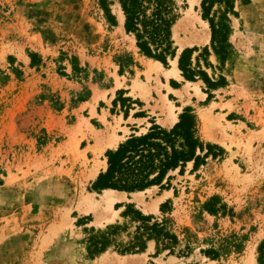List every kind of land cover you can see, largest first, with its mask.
<instances>
[{
	"label": "rangeland",
	"instance_id": "obj_1",
	"mask_svg": "<svg viewBox=\"0 0 264 264\" xmlns=\"http://www.w3.org/2000/svg\"><path fill=\"white\" fill-rule=\"evenodd\" d=\"M193 1L174 0L175 55L145 72L115 0H105L113 22L99 0H0V264L255 263L264 238V0H209L207 16L224 25L220 55L201 0ZM185 47L196 48L191 66L221 83L208 87L195 75L181 96L163 84L174 94L166 95L160 80L182 77L174 60ZM184 107L202 146L195 153L209 144L215 157L168 170L161 185L112 189L120 197L111 203L104 189L89 188L115 149L89 136L101 119L120 143L145 133L149 117L168 130V115L178 120ZM130 109H148V118L122 127ZM126 207L151 216L174 242L156 236L120 252L138 225L120 215ZM107 225L117 226L111 242L89 255L90 229Z\"/></svg>",
	"mask_w": 264,
	"mask_h": 264
},
{
	"label": "trees",
	"instance_id": "obj_2",
	"mask_svg": "<svg viewBox=\"0 0 264 264\" xmlns=\"http://www.w3.org/2000/svg\"><path fill=\"white\" fill-rule=\"evenodd\" d=\"M123 15V29L125 33L132 34L136 48L143 55L158 60L165 65L167 58L175 55L176 47L172 45L170 26L173 23L174 0H115ZM99 4L108 19L113 22L105 0ZM211 1L201 0V17L206 19L210 27V41L213 52L217 55L225 52L224 25L213 22L207 16ZM205 49V47H203ZM195 47H185L180 50L176 59V66L181 76L186 80H193L195 75H200L208 87L220 84L219 81L209 80L202 70L191 66L190 55ZM197 66V65H196ZM141 112L135 114L141 115ZM192 116L186 107L178 114V120L168 129H161L156 124H151L145 133L129 135L124 141L118 143L115 149L106 150V167L100 171L90 184V189L100 190L111 188L119 191H137L150 185L159 184L163 178L168 180V170L178 168L182 171L187 161H192L195 168L204 162L210 154L217 155L211 149L215 147L205 144V153L198 155L197 148L202 150L201 144L192 136ZM122 217L138 222L131 240L120 252H136L144 247V240L160 236L174 242V236L164 231L156 221L150 222L151 216L141 215L137 210L126 207L120 212ZM117 230L116 225H107L102 230L90 229L86 237V251L89 255L102 251L110 242L111 236ZM138 230H142L141 232ZM219 264V263H217ZM264 264V238L255 248V263Z\"/></svg>",
	"mask_w": 264,
	"mask_h": 264
},
{
	"label": "bare ground",
	"instance_id": "obj_3",
	"mask_svg": "<svg viewBox=\"0 0 264 264\" xmlns=\"http://www.w3.org/2000/svg\"><path fill=\"white\" fill-rule=\"evenodd\" d=\"M194 1H193V3H194ZM175 28H173V32L174 33H175ZM121 30L123 31V29H121ZM128 39L130 40V38H128ZM131 39L133 41V38H131ZM131 44H132V46H134V44L132 42H131ZM133 49H135V52H137L136 46L133 47ZM139 60H140V63L142 65L143 69H145V72H151L152 70H156V69L160 70L163 67L158 61H156L154 59H151V58H147L145 56H141L139 58ZM174 61H176V59ZM174 61H173V63H175ZM175 73H177V72H176V69H175V66H174L173 67V71L172 70L169 71L167 73V75H173ZM188 84H185L181 89H178L177 91L175 90V94L181 96L182 92L183 91L184 92L186 91V85H188ZM168 89L170 90L171 88H168ZM172 91L174 92V90H172ZM132 93H135V89L134 88L132 89ZM138 94H140V93H138ZM168 116L170 117V118L167 117V118H169V122H167L169 124L173 123L177 119V113H175V114L174 113H170ZM165 122H166V120H165ZM101 124H103L102 125L103 128H101V129H91L89 131V136L92 138V140L94 142H97L98 143L97 144L98 147H100V145H101L103 148H105V147L116 148V146H117V144H118V142L120 140V137L117 136V135H115L114 133L110 132V130L108 129L107 123L104 121V118L101 119ZM202 136H203L202 139H204V140H207V139L208 140H214L215 139V138H212V137H210L209 135H206V134L205 135L203 134ZM98 147H96V148H98ZM95 173H96V168L92 170V173L91 174L93 175ZM104 191H105V198H104V200L107 201V202H109V203H111L114 199L118 198V196L120 197V195H118V194L115 195L114 193H116V192L114 190H112L111 188H105ZM87 200L90 201V202H92V199H87ZM259 229H260V227H259ZM260 231L263 232L264 231V227L261 228Z\"/></svg>",
	"mask_w": 264,
	"mask_h": 264
},
{
	"label": "crops",
	"instance_id": "obj_4",
	"mask_svg": "<svg viewBox=\"0 0 264 264\" xmlns=\"http://www.w3.org/2000/svg\"><path fill=\"white\" fill-rule=\"evenodd\" d=\"M169 79H171V80L177 82L178 84H177V85L170 84ZM183 82H184V78H183V77H179V78L167 77L166 80H163V81L160 80L161 85L166 84V85H167L168 87H170L172 90H178V89H181V88L183 87V85H184ZM162 89H163V91H165V94H166V95H168V94L174 95V94L172 93V91H169V90L166 91L164 85H163ZM160 93H162V92H160ZM149 95H150V96L152 95V91H150ZM135 98H138V100H140V101H144L143 99H141V98L138 97V96H136ZM147 104H148V106H151L150 103H149L148 101H147ZM185 105H186V103H184L183 105H181V107H183V106H185ZM176 106H177V105H176ZM130 111L133 112L134 110H133V109H130ZM135 113H136V112H133V113H131V114H129V115H125V116H123V115L120 116V120L123 122V126H122V127L128 128V127H129V126H128L129 124L131 125V124H135V123H139V124H141V122H142L141 120H142V119H144V118H148V115H147V116H144V113H145V115H146V113H149V110L146 109L145 112H143V114H141V115H137V114H135ZM154 113H155V111H154ZM117 116H118V115H117ZM149 118L152 119V122H149V124H151V123H153V124H154V123L159 124L157 121H155V118H152V117H149ZM176 120H177V119H176ZM196 123H197V125L195 126L196 134L198 135L199 138H201L200 135H199V120H196ZM172 124H173V123H172ZM172 124H170V125H165V127H166V128H169V127H171ZM131 126H133V125H131ZM163 126H164V125H163ZM133 132H134V134L137 133L136 130H133ZM142 133H143V132H142ZM118 191H119V190H118Z\"/></svg>",
	"mask_w": 264,
	"mask_h": 264
}]
</instances>
